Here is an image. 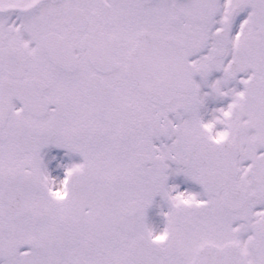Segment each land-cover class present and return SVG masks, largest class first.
Listing matches in <instances>:
<instances>
[{"label": "snow or ice", "instance_id": "obj_1", "mask_svg": "<svg viewBox=\"0 0 264 264\" xmlns=\"http://www.w3.org/2000/svg\"><path fill=\"white\" fill-rule=\"evenodd\" d=\"M0 264H264V0H0Z\"/></svg>", "mask_w": 264, "mask_h": 264}]
</instances>
